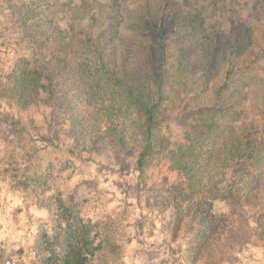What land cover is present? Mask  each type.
Masks as SVG:
<instances>
[{
	"label": "trees",
	"instance_id": "trees-1",
	"mask_svg": "<svg viewBox=\"0 0 264 264\" xmlns=\"http://www.w3.org/2000/svg\"><path fill=\"white\" fill-rule=\"evenodd\" d=\"M0 1L33 50L12 71L14 106L49 107L88 150L116 142L140 172L164 161L184 178L176 210L198 227L201 248L225 231L216 199L254 209L264 231V0L212 24L202 0H111L95 10ZM64 12L73 15L66 28ZM59 201L63 224L43 264H109L118 250L109 225Z\"/></svg>",
	"mask_w": 264,
	"mask_h": 264
},
{
	"label": "rangeland",
	"instance_id": "rangeland-1",
	"mask_svg": "<svg viewBox=\"0 0 264 264\" xmlns=\"http://www.w3.org/2000/svg\"><path fill=\"white\" fill-rule=\"evenodd\" d=\"M62 1L72 7L88 3L92 10L111 4ZM254 1L201 2L211 23L227 20L242 4H248L240 9L246 14ZM59 18L66 28L73 15L64 12ZM81 22L77 25L86 24ZM32 51L0 1V264H43L49 254L45 243L63 224L59 200L72 201L85 220L109 225V237L118 248L109 264H239L238 254L245 250L260 256L250 264H264V231L254 209L213 200V214L225 222V231L214 246L201 248L198 227L176 210L184 178L164 161L140 172L135 157L121 153L116 142L105 141L106 150H88L65 134L67 128L49 107L14 106L10 77ZM176 133L172 126L171 136Z\"/></svg>",
	"mask_w": 264,
	"mask_h": 264
},
{
	"label": "built area",
	"instance_id": "built-area-1",
	"mask_svg": "<svg viewBox=\"0 0 264 264\" xmlns=\"http://www.w3.org/2000/svg\"><path fill=\"white\" fill-rule=\"evenodd\" d=\"M261 253L260 255H262ZM239 256V264H250V262H253L255 259H260L259 254L255 253L252 250H245L243 252H240L238 254Z\"/></svg>",
	"mask_w": 264,
	"mask_h": 264
}]
</instances>
